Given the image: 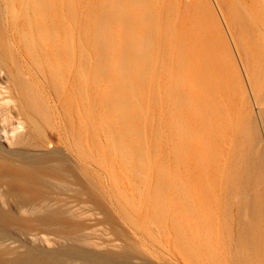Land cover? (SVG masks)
I'll return each mask as SVG.
<instances>
[{"label": "bare ground", "instance_id": "1", "mask_svg": "<svg viewBox=\"0 0 264 264\" xmlns=\"http://www.w3.org/2000/svg\"><path fill=\"white\" fill-rule=\"evenodd\" d=\"M199 4L0 0V264H264V77L250 140Z\"/></svg>", "mask_w": 264, "mask_h": 264}, {"label": "rangeland", "instance_id": "2", "mask_svg": "<svg viewBox=\"0 0 264 264\" xmlns=\"http://www.w3.org/2000/svg\"><path fill=\"white\" fill-rule=\"evenodd\" d=\"M197 4H199V9L201 8L200 13H203V18L206 19L210 16L209 18H207L206 21L209 28L212 29L214 27L212 30H210L212 33L215 32L216 35H212L214 37L220 36V43H222L221 46H223V55H221V58H224L223 61L225 63L228 75H230L228 76L229 78H227L229 81V84H227L229 85V87L232 86L233 83H231V77H233L235 82L237 83V87L235 86L234 89L232 87L231 88L234 90V99H238L240 97L241 99L239 98V100L242 101L244 105H246L247 110L241 108L242 113L245 116L247 114V128L243 129V135L244 137H247V139L251 140L252 131L250 128V120H254L255 122L253 123H258V126L260 125V120L258 121V118L260 117V113H258V101L259 99H261L263 94L261 89V83L264 77L263 43L259 44L262 41H256L258 43L253 41L255 44H252L253 42L249 38L248 39L251 42L246 39L245 40L247 42L242 39L237 40L235 38L233 29L230 27L229 22L227 20V12H225V9L221 7L219 0H199V2L197 0ZM203 4L206 5V8ZM89 5L91 8V13L94 10V6H96V0H89ZM206 13H208V15ZM220 49L221 47H219V54L221 53ZM258 145L257 146L262 150V153L264 154V141L262 140Z\"/></svg>", "mask_w": 264, "mask_h": 264}]
</instances>
